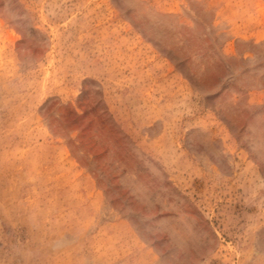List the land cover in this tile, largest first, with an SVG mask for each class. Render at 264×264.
<instances>
[{
  "label": "rangeland",
  "instance_id": "obj_1",
  "mask_svg": "<svg viewBox=\"0 0 264 264\" xmlns=\"http://www.w3.org/2000/svg\"><path fill=\"white\" fill-rule=\"evenodd\" d=\"M0 264H264V0H0Z\"/></svg>",
  "mask_w": 264,
  "mask_h": 264
}]
</instances>
